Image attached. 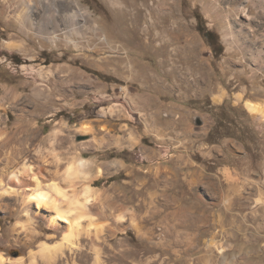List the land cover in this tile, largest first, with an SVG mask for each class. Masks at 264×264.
<instances>
[{"label": "rangeland", "instance_id": "1", "mask_svg": "<svg viewBox=\"0 0 264 264\" xmlns=\"http://www.w3.org/2000/svg\"><path fill=\"white\" fill-rule=\"evenodd\" d=\"M80 1L90 18L61 24L54 10L31 16L20 0H0L1 128L38 151L32 164L45 158L53 169L45 188L83 199L89 184L104 195L94 208L137 214L135 227L127 214L118 229L92 211L82 224L93 219L102 237L56 264H96L97 250L99 264H264V117L246 107L264 105V0ZM55 128L64 131L54 147ZM81 158L93 161L92 178L70 187L66 168ZM0 204L9 260L51 234L50 244L62 240L39 221L45 238L31 249L16 244L21 206L11 197Z\"/></svg>", "mask_w": 264, "mask_h": 264}, {"label": "bare ground", "instance_id": "2", "mask_svg": "<svg viewBox=\"0 0 264 264\" xmlns=\"http://www.w3.org/2000/svg\"><path fill=\"white\" fill-rule=\"evenodd\" d=\"M13 1L18 2L19 0H13ZM20 2H22V6H23L22 12L30 14L31 16L35 14H46L48 10H54V12L57 14L58 17L56 19L58 20L63 19L62 23L60 21H56L55 19L54 22H56L57 25L58 22H60L61 24H66L70 20L72 21L82 20V22H86V20L91 16L83 8L80 0H20ZM108 2L112 7H117L119 5L117 0H108ZM256 3L257 0L254 5H256ZM259 7L264 9V3L262 5H259ZM93 28L95 30L98 29L97 25H94ZM48 39L53 41L54 43H57L59 40V36L58 34H53ZM66 39L68 43L70 44L74 43V41L69 37H67ZM101 41H107V38L101 37ZM4 45L9 49L14 48L17 49L18 51H24V47L22 44H19L17 46H12L11 43H5ZM40 93L43 92L41 90L38 91L35 90L33 95L38 96ZM246 107L252 114H259L264 117V105L260 106L259 104L254 103L252 101H247ZM82 129L83 131L86 132L89 131V129L85 127H83ZM63 131L64 130H62L61 128H55L54 130H52L49 135V139H47L49 140V144L54 145L56 142H58L60 135L63 134ZM126 131H127L126 140L133 143V141L136 139L135 133L132 130L129 131V129H127ZM11 138H12L11 134L8 133L3 128H1L0 126V163H2L0 164V190H1L0 197H5V199L7 197L8 198L11 197L13 198L16 204L21 206V214L19 215V220L17 221V223L13 228L14 242L16 244L26 245L31 249L39 239H41L42 237L45 238V235L39 230V225H38L39 221H45L47 223L48 229H50L55 233L63 231V238L61 241H58L55 244H50L48 241L52 240L53 238L55 239L56 235L55 234L49 235L46 238L47 241L41 242L38 245L37 250L31 249L26 258L17 257L15 259L9 260L8 258L5 257V254H3V252L0 251V264H56L57 261L65 259L67 256V251L73 252L74 250L79 249L80 248L79 243H81L83 239L91 240L94 242V240H96L97 238L102 237L103 228L95 229V230H92V228H90L92 227L91 222L93 219L87 224L84 225L82 224L83 221H86L85 219L95 217V216H91L92 211L95 212V214L98 215L99 217L108 219L107 221L109 222L110 220H113V222L116 224L118 229H122L123 226L126 227V225H124V221L126 220L125 217L128 214L129 216L128 227H133V226L135 227L137 214L133 211L130 210L125 211V209L124 210L122 209L121 212L116 213L115 208L112 205H109L108 208L107 206H105L106 208L104 207H97V209L96 207L94 208V206L97 205L98 203V202L95 203V205L93 203L96 202V198L100 196L103 197L104 195H100V191L89 184L86 185L83 184L84 188L83 190L81 189L83 195L81 198L83 199L75 198L76 196L74 197V194L71 195L64 188H60L56 184L49 186V188L47 187L45 188V186L43 185L45 182V181L43 182V178L45 177L46 172H49L45 169L46 167L44 165L46 163L45 158L41 155L44 158L43 162L39 161L40 163H38L37 165L32 164L30 160L31 158H29L31 156L30 151H33L34 153L35 150L33 149L30 150V148L26 145L27 144L26 141L22 143L23 141H20L21 137H19V139L17 138L18 142L11 141L12 140ZM110 140L113 141L112 143L116 145L121 144L122 141L120 137H113ZM37 153L38 151L35 152L34 154ZM51 161L47 160V162H51ZM92 165H93V161L86 158H81L78 160L77 166L69 165V167L66 168L67 169L66 176L65 178L64 177L63 178L66 182L71 184L69 185L70 187H73L74 180L78 177L79 178L81 177L82 179H84V177L86 179L92 178V174L89 171ZM115 165L120 168L123 166L122 162H116L114 163L113 166ZM52 171L53 169L50 172ZM50 172L47 174V177L51 174ZM104 172L105 170L99 167L97 169V176H101ZM54 174H58L57 171L56 173L54 172ZM54 181L55 183H57L56 182L57 180ZM102 191L103 190H101V192ZM1 205L2 204H0V208ZM13 210L15 212H18L17 208L12 209V211ZM107 227L109 230L114 232L115 226H113L112 223L111 224L107 223ZM111 236H116V234L113 233L111 234ZM11 240L13 241V239ZM99 253L100 252L97 250L95 255L96 264H99L100 261Z\"/></svg>", "mask_w": 264, "mask_h": 264}]
</instances>
